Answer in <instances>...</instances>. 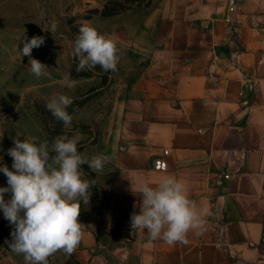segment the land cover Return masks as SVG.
I'll return each instance as SVG.
<instances>
[{
    "label": "crops",
    "instance_id": "crops-1",
    "mask_svg": "<svg viewBox=\"0 0 264 264\" xmlns=\"http://www.w3.org/2000/svg\"><path fill=\"white\" fill-rule=\"evenodd\" d=\"M227 11L228 0H157L146 14L112 203L84 225L75 264H264V0H242L232 24ZM166 174L202 212L187 243L131 227L136 189Z\"/></svg>",
    "mask_w": 264,
    "mask_h": 264
},
{
    "label": "rangeland",
    "instance_id": "rangeland-1",
    "mask_svg": "<svg viewBox=\"0 0 264 264\" xmlns=\"http://www.w3.org/2000/svg\"><path fill=\"white\" fill-rule=\"evenodd\" d=\"M157 0H0V166L12 169L8 150L14 140L36 137L51 148L59 136L79 134L78 151L91 159L97 154L110 157L102 172L83 165L84 179L93 180L88 204L81 203L79 222L88 225L106 218L112 203V179L118 173L116 158L123 151L124 99L130 83L138 78L140 51L136 44L139 26ZM106 8L108 14H105ZM51 22L54 33L43 30ZM84 22L117 41L119 61L116 71L77 72L78 58L73 42ZM43 36L45 42L34 48L31 57L48 66V76L36 78L30 72L29 57L21 56L23 42ZM144 58V57H143ZM130 65L135 67L130 74ZM70 74L75 81L68 88L61 81ZM73 99L67 109L73 119L70 127L56 121L46 103L56 94ZM0 172V187H7ZM10 194H5L9 199ZM14 225L0 209V264H25L23 254L13 252L9 243ZM48 264H75L71 254L59 250Z\"/></svg>",
    "mask_w": 264,
    "mask_h": 264
},
{
    "label": "clouds",
    "instance_id": "clouds-1",
    "mask_svg": "<svg viewBox=\"0 0 264 264\" xmlns=\"http://www.w3.org/2000/svg\"><path fill=\"white\" fill-rule=\"evenodd\" d=\"M57 24L51 22L43 30L54 33ZM45 42L43 36H33L23 42L21 56L29 57L30 72L36 77L48 76V66L31 57L32 50ZM78 58L77 72L94 70L116 71L119 49L116 39L101 34L84 22L73 42ZM61 83L74 87L75 81L65 74ZM73 99L65 94L54 95L46 108L56 121L70 127L72 115L67 109ZM79 134L59 136L51 148L48 142L36 137L14 140L8 150L13 158L12 169L0 166L7 177V187H0V209L4 218L14 225L10 249L23 254L25 264H48V258L59 250L67 254L75 251L84 235L79 222L81 203L88 204L93 180L84 179L83 165L92 172H102L110 157L97 154L91 159L78 151ZM136 191L142 197L139 213L130 217L133 229L146 230L151 239H163L169 245L187 243L190 230L201 228L202 212L189 198L186 183L173 175H163L155 185L145 181ZM9 193L10 198L5 199ZM82 201V202H81Z\"/></svg>",
    "mask_w": 264,
    "mask_h": 264
},
{
    "label": "built area",
    "instance_id": "built-area-1",
    "mask_svg": "<svg viewBox=\"0 0 264 264\" xmlns=\"http://www.w3.org/2000/svg\"><path fill=\"white\" fill-rule=\"evenodd\" d=\"M242 0H228V11L226 15V22L232 24L234 16L237 12L238 6Z\"/></svg>",
    "mask_w": 264,
    "mask_h": 264
},
{
    "label": "trees",
    "instance_id": "trees-1",
    "mask_svg": "<svg viewBox=\"0 0 264 264\" xmlns=\"http://www.w3.org/2000/svg\"><path fill=\"white\" fill-rule=\"evenodd\" d=\"M109 12H108V9L106 8V10H105V14H108Z\"/></svg>",
    "mask_w": 264,
    "mask_h": 264
}]
</instances>
